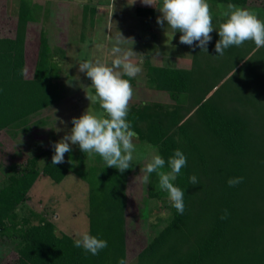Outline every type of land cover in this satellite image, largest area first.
<instances>
[{
	"label": "trees",
	"instance_id": "16d2710c",
	"mask_svg": "<svg viewBox=\"0 0 264 264\" xmlns=\"http://www.w3.org/2000/svg\"><path fill=\"white\" fill-rule=\"evenodd\" d=\"M212 1L264 7V0ZM137 12L141 18L155 14L153 8ZM37 21L23 4L15 38H0V132L28 131L33 116L63 97L55 82L61 68L43 31L37 55L28 66V25ZM223 57L208 60L207 68L198 57L190 70L150 68L151 83L168 92L175 104L164 110L130 106L127 119L132 130L158 148L167 170L176 149L187 157L186 167L173 182L185 192V213L173 207L168 225L138 254L136 264H264V48L257 50L249 41L229 47ZM243 66L248 67L245 77ZM31 150L0 187V243L17 242L15 258L7 264L127 260L130 172L87 167L85 159L72 157V151L65 154L67 163L53 165V145ZM71 172L88 184L89 234L108 242L98 255L74 247L75 238L58 235L55 223L46 217L33 214L38 219L33 223L31 217L21 218L18 213L41 176L61 183ZM191 175L197 176L198 185L190 184ZM234 177L244 180L229 187L227 181ZM149 195L154 196L150 188ZM225 209L229 216L222 220Z\"/></svg>",
	"mask_w": 264,
	"mask_h": 264
},
{
	"label": "rangeland",
	"instance_id": "374dc122",
	"mask_svg": "<svg viewBox=\"0 0 264 264\" xmlns=\"http://www.w3.org/2000/svg\"><path fill=\"white\" fill-rule=\"evenodd\" d=\"M146 2L153 3L155 7L142 3V0H0V38H15L20 10L23 4L28 5L38 18L37 22L28 25V66L37 55L43 31L61 68L59 79L55 82L63 92L58 103L32 117L28 131L14 128L0 132V187L12 169L27 160L31 148L48 149L70 134L72 118H79L85 111L104 115L99 102L87 98L94 96L95 90L91 87L90 78L79 71V65L85 61H98L111 66L115 58L112 49L116 46L119 32L124 38L134 41L133 45L130 41L122 42L119 45L121 48L132 47L134 52L144 55L142 71L135 78L124 77L130 79L134 89L130 106L152 105L156 110L162 106L164 110L175 104L168 92L159 90L155 83H151L149 70L152 67L190 70L194 67L195 57L203 62V68H207L208 60L213 62L218 57L225 59L216 55L215 40L208 44L207 53L199 47L181 44L179 32L172 38L167 22L163 27L157 24L162 0ZM207 2L213 25L218 30L219 24L227 19L224 13L228 10V4L212 0ZM238 7L254 10L264 20V7ZM139 8H153L154 17L141 18L137 12ZM211 35L212 38L219 37L215 30ZM133 59L136 60V57ZM243 71L241 75L245 77L248 67L243 66ZM134 143L136 150L131 167L127 169L130 172L126 228L128 264H136L138 254L166 228L173 212L167 192L159 187V177L155 174L149 184L141 180V170L151 155L159 154L158 148L138 135ZM70 146L72 157L78 158L79 155V158L85 159L87 167H107L98 154L83 153L78 144ZM64 161H69L67 156ZM162 171L170 170L164 168ZM149 188L154 196L149 195ZM88 194L87 182L79 178L76 172H71L61 183L41 176L30 192V200L20 206L18 213L21 218L31 217L33 223L38 222L33 214L44 216L55 223L58 235L67 234L76 239L82 233L89 234ZM16 243H0V264L10 263L15 258Z\"/></svg>",
	"mask_w": 264,
	"mask_h": 264
},
{
	"label": "clouds",
	"instance_id": "9594fccd",
	"mask_svg": "<svg viewBox=\"0 0 264 264\" xmlns=\"http://www.w3.org/2000/svg\"><path fill=\"white\" fill-rule=\"evenodd\" d=\"M142 3L154 6L146 0H142ZM158 10L161 15L157 17V24L163 27L167 22L172 38L175 33H181L179 42L189 47H199L208 53V44L212 41L211 33L215 30L219 36L215 43V52L218 56H223L229 47H239L249 41L254 43L257 50L264 48V20H261L254 10L229 4L228 10L224 13L227 19L219 24L218 30L213 25V16L207 0H162ZM128 41L133 45L134 41L131 38L126 39L119 32L116 46L112 49L115 58L111 66L98 61H85L79 65V71L90 78L91 87L95 90V95L87 98L94 102L98 101L104 115L98 116L85 111L79 118H72L73 127L70 134H66L53 145V165L64 163L65 154L72 151L70 145L78 144L83 153L98 154L102 157L107 167H114L121 173L131 167L133 153L136 150L134 143L136 133L132 130V124L127 117L134 89L130 79L124 77L135 78L142 71L144 55L134 52L132 47L123 49L119 46L122 42ZM133 57H136V60ZM165 164V159L159 154L151 155L141 170L143 172L141 180L144 184H149L150 176L155 173L159 177L160 189L167 192L172 206L183 215L186 210L185 192L174 186L173 182L186 167L187 157L182 150L176 149L167 161L170 171H162ZM243 180V177L229 178L227 184L229 187H235ZM189 182L191 185L199 184L196 175H191ZM228 216V210L225 209L220 219L225 220ZM74 247L98 255L101 250L108 247V242L85 232L74 240ZM118 264H127V260L121 258Z\"/></svg>",
	"mask_w": 264,
	"mask_h": 264
}]
</instances>
